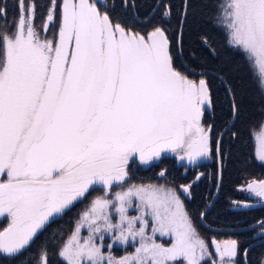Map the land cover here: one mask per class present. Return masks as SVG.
<instances>
[{
	"label": "rangeland",
	"instance_id": "rangeland-1",
	"mask_svg": "<svg viewBox=\"0 0 264 264\" xmlns=\"http://www.w3.org/2000/svg\"><path fill=\"white\" fill-rule=\"evenodd\" d=\"M79 3H83L87 9L90 62L97 57L99 70L105 66L106 37L110 34L115 44L114 61L118 62L120 57L119 42H123L125 47L132 45V49L134 47L137 52L144 46L147 52L152 53L154 70L155 67L162 70L160 58L164 71L170 68V72L176 75L180 99L190 94L197 102L201 91H206L203 83L199 88L196 81L172 69L167 43L160 30L146 37L131 34L119 26L111 25L105 14L99 12L96 1L63 0L58 31L52 42L43 38L34 28L33 5H21L15 32L5 38L0 51V220L5 219L7 222L0 231V257L16 256L39 229L45 227L44 221L49 217L39 220L28 229L25 226L18 227L20 221L24 219L26 223L27 218L37 214L38 208L44 205L42 199L46 193L39 190L24 191L21 197L18 189L7 187L25 182L76 180L101 171H112L126 177V180L110 191L88 189L65 191L57 195L61 206L49 212L55 218L60 217L63 210L83 200L77 206L71 234L59 249L63 264H237L234 240H207L199 233L182 196L188 195V187H177L172 182L141 181L140 177L133 180L128 171L131 164L148 168L160 165L166 158L173 160L174 167H178L179 160L188 156L185 154L197 136L194 130L189 134L185 132L180 148L159 154L157 159L149 163L131 152L114 157L81 159L74 163L71 160L57 170L45 169L35 175L30 173L25 150L47 125L64 87L75 43ZM54 4L48 12L47 25L54 19ZM221 27L228 44L251 60L264 92V0H223ZM163 43L165 51L162 50ZM153 50L159 58H155ZM185 124L184 121L180 122L184 130ZM195 124L202 134L209 130L203 119ZM252 140L256 159L264 163V119L258 129L252 132ZM211 147L208 146L209 151ZM180 168L182 174L187 167L184 165ZM158 172V177L165 173L164 169ZM261 184L259 187H254L256 184L245 187L247 198L260 203L257 189L261 188ZM37 264H46L44 253Z\"/></svg>",
	"mask_w": 264,
	"mask_h": 264
},
{
	"label": "trees",
	"instance_id": "trees-1",
	"mask_svg": "<svg viewBox=\"0 0 264 264\" xmlns=\"http://www.w3.org/2000/svg\"><path fill=\"white\" fill-rule=\"evenodd\" d=\"M62 2L0 0V51L5 38L15 32L21 5H33L34 28L43 38L54 42ZM53 3L55 16L52 23L47 25L48 12ZM96 4L111 25L119 26L128 33L146 37L160 30L167 43L172 69L198 84L203 83L209 102L203 123L209 128L207 132L212 146L210 160L196 168H188L182 174L179 171L181 168L174 167L173 160L169 158L164 159L160 165L148 168L131 164L128 166L131 178L135 180L140 177L141 181L158 183L172 182L177 187H188V195H181L202 237L207 240H234L237 264H243V256L246 264H262L264 222L250 230H234L249 228L264 219V205H251L250 208L245 206L253 203V200L247 198L244 190L248 185L264 182V163L256 159L252 140V132L258 129L264 119V92L251 60L245 53L228 44L221 27L223 0H104L102 4ZM227 91L234 104L235 120L223 134L219 146L221 183L218 197L204 214L201 224V215L212 202L218 184L215 156L217 140L233 120V108ZM163 169L164 175L158 177V171ZM82 202L75 203L58 219L43 227L16 256H1L0 264H37L43 253L46 264H63L59 249L71 234L77 206ZM6 224L5 219L0 220V231Z\"/></svg>",
	"mask_w": 264,
	"mask_h": 264
},
{
	"label": "water",
	"instance_id": "water-1",
	"mask_svg": "<svg viewBox=\"0 0 264 264\" xmlns=\"http://www.w3.org/2000/svg\"><path fill=\"white\" fill-rule=\"evenodd\" d=\"M103 3L104 0H94ZM160 1L158 2L159 5ZM157 7L153 11L155 13ZM87 9L83 3H79L76 18V36L70 66L65 79L64 87L58 103L44 129L42 135L28 144L26 148L27 162L30 169L40 173L56 163L55 169L62 166L67 160L74 156L83 159L95 149L107 142L112 143L113 150L124 153L131 149L139 137L146 135L154 124L153 108L164 96L165 91L156 78L155 70L149 60L135 63L131 74L122 77L118 86V95L113 106L108 105L112 90V74L108 73L106 89L103 93V101L97 103V110L87 120L85 126L82 123L86 120L94 87L93 75L81 84V78L85 69L88 55L87 38ZM151 17V16H150ZM182 29V25H181ZM181 29L178 37L180 42ZM110 47V45L108 44ZM110 47L108 51L110 70L114 66V51ZM135 85V87L133 86ZM199 83V88L202 87ZM144 91V92H143ZM228 92L233 108V120L231 124L220 134L215 152L218 163V184L212 202L208 205L203 216L215 203L221 183V169L219 162V146L223 134L228 130L235 120L234 104L230 92ZM207 96V95H206ZM104 120L97 136L91 137L96 125ZM130 127L128 133L123 137L122 129ZM85 141L89 144L85 145ZM159 142L150 144L145 149V154L158 149ZM201 148L179 160V166H193L204 162ZM117 172H101L78 178L71 181H55L50 183L25 182L22 184L10 185L8 189H18L21 192L29 190H48V205L43 207L41 213H49L61 206L58 200L59 192L65 191H86L88 189H103L109 191L111 188L125 181ZM264 222L259 221L254 226L245 229L234 230L236 232L253 229ZM29 223L23 224L27 226ZM203 224V223H202ZM211 229V228H210ZM213 230V229H211ZM216 230V229H215ZM217 231V230H216ZM219 231V230H218ZM244 259V256H243Z\"/></svg>",
	"mask_w": 264,
	"mask_h": 264
},
{
	"label": "flooded vegetation",
	"instance_id": "flooded-vegetation-1",
	"mask_svg": "<svg viewBox=\"0 0 264 264\" xmlns=\"http://www.w3.org/2000/svg\"><path fill=\"white\" fill-rule=\"evenodd\" d=\"M106 43H108L110 47L115 51V44L113 43V39L110 34H108L106 37ZM131 46L126 45L125 47L123 42H119V54H120L119 56L120 57H119L118 62L116 60L114 61L112 72L110 70V63H109L108 56H106L105 66L103 70L98 69V65H100V63L97 57L93 59L92 62H90V58H89L90 57V54H89L90 46H89L88 57H87V62H86L85 77L83 78L82 82H85L86 77H88L91 72L95 78H94L93 92H92L91 101H90L91 103L90 108H89L86 120H84V122L82 123V127L85 126L87 120L91 117V115L96 112L97 103L100 102V99H102L103 101V93H104V90L106 89V83H107L109 72L112 74V90H111L110 97L108 100V105L113 106L116 100V96L118 95V86H119L120 80H122V77H124L126 74L129 75L132 73L136 62L141 61V60H147V59L152 61V57H151L152 53L147 52V49L144 46L141 47L142 50L140 49V51L138 52L135 51L134 47L132 49ZM110 47L108 50H110ZM128 49L130 53H128ZM108 50H107V53H108ZM162 50L163 51L166 50L165 43L162 44ZM152 52L155 58H157L158 57L157 52L154 50ZM95 56H96V53L94 52L93 57ZM159 60H160V65H161L162 70L155 67V75L158 81L160 82L161 87L164 89L165 94L164 96H161V100L155 105L153 109L154 124L152 126V129H150L146 133V135L139 137L136 143L134 144V146L131 149H127L124 153L135 152V154L139 157V159L146 160V162L149 163L150 161L157 159L159 154L163 155V154L172 152L175 148H180L182 146L181 140L183 139L185 132L189 134L191 130H194L197 136L190 143L191 148L187 151L185 155H190L194 151H197L198 147H202L201 153L203 155V158H205V160L210 159L211 152L208 149V146L210 147V143H209L210 139L208 136V132L205 134H202L197 124H195L197 121L201 122V120L204 117L205 112L208 111L209 109V102L207 100L206 91H204V89L201 91L202 95L199 94L200 96L197 102H195L192 99L190 94L180 99V96L178 93L179 89L177 87L178 80L176 78V75L170 72V68L167 71H164L162 60L160 58ZM133 86L135 87V85ZM195 120L196 122H194ZM103 121L104 120H101L96 125V128L91 137L97 136L98 131L101 128ZM183 121L186 122L185 130L180 125V122H183ZM44 129L39 135L36 136L34 140H37L42 135ZM129 129L130 127H124L122 129L121 135L125 137ZM158 141H160L158 145V149L156 151H152V152L150 151L149 153L145 154L146 147ZM87 144H89V142L85 141L84 147ZM121 154L122 153L113 150L111 142H107L101 147L95 149L90 154H88L83 160H92L93 158H97L98 156L114 157V156H118ZM24 156L25 157L27 156L26 150H25ZM145 157H148V158H145ZM71 160L73 161V163L77 161H82L78 156H74L70 158L68 162ZM50 167L48 169L50 171L53 170V167L51 169ZM194 168H196V166ZM101 172H104V171H101ZM260 187L261 188L257 189L258 191L257 198L259 197L261 199V202L263 200V203H264V184L261 185ZM181 192H183V190H181ZM19 193L21 197L24 196V193H21V192ZM47 197H48V193H46V195L43 197L42 201L44 202V205L38 208L37 214L35 213V215H31L30 218H27L28 220H26V222L30 221L29 222L30 224L26 226L25 229L35 226L37 224L36 222H38L39 220H42L43 218H47V216L49 217L47 218V221H44V223H46L45 226L53 222L57 218H59V216L55 218L53 214H50V213L49 214L41 213L40 210L44 206L47 205ZM45 214L46 216H43ZM61 215L62 213L60 214V216ZM22 221L23 222L20 221V223L18 224V227H23V223H25L24 222L25 220L23 219ZM38 229L39 228L37 227V231ZM41 229L42 228H40L39 231ZM242 263L246 264L245 259H243Z\"/></svg>",
	"mask_w": 264,
	"mask_h": 264
}]
</instances>
